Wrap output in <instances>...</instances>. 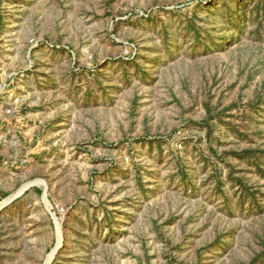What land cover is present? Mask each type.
<instances>
[{
  "label": "rangeland",
  "instance_id": "rangeland-1",
  "mask_svg": "<svg viewBox=\"0 0 264 264\" xmlns=\"http://www.w3.org/2000/svg\"><path fill=\"white\" fill-rule=\"evenodd\" d=\"M0 264H264V0H0Z\"/></svg>",
  "mask_w": 264,
  "mask_h": 264
},
{
  "label": "bare ground",
  "instance_id": "bare-ground-1",
  "mask_svg": "<svg viewBox=\"0 0 264 264\" xmlns=\"http://www.w3.org/2000/svg\"><path fill=\"white\" fill-rule=\"evenodd\" d=\"M60 246H61V244L60 243H58V245H57V247L55 248V250L54 251H57L59 248H60ZM54 253V252H53Z\"/></svg>",
  "mask_w": 264,
  "mask_h": 264
}]
</instances>
